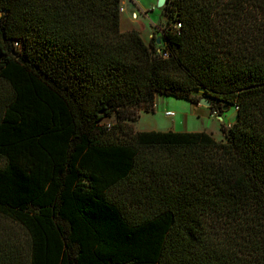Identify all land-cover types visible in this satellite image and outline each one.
Wrapping results in <instances>:
<instances>
[{
  "label": "trees",
  "instance_id": "obj_1",
  "mask_svg": "<svg viewBox=\"0 0 264 264\" xmlns=\"http://www.w3.org/2000/svg\"><path fill=\"white\" fill-rule=\"evenodd\" d=\"M122 3L0 0V264H264V0ZM197 90L224 140L135 130Z\"/></svg>",
  "mask_w": 264,
  "mask_h": 264
},
{
  "label": "rangeland",
  "instance_id": "obj_2",
  "mask_svg": "<svg viewBox=\"0 0 264 264\" xmlns=\"http://www.w3.org/2000/svg\"><path fill=\"white\" fill-rule=\"evenodd\" d=\"M127 0H123L124 9L127 8ZM144 4L149 5L153 12L152 16L157 22L165 21V17L162 14L161 8L155 3V0H141ZM136 14V17L134 15ZM144 16V15H143ZM140 15L139 20L143 18ZM128 17V12L123 13L122 18ZM134 18H137V13L133 14ZM150 20V19H149ZM195 95L201 98L210 99L204 94L202 90L194 92ZM174 112L175 115L167 116V111ZM236 107L230 106L229 110L223 114V119H219V116L211 108L202 105L200 103L195 104L182 98H177L171 95L158 94L156 99V105L154 110L150 112L142 111L138 121L135 123V127L144 131H168L173 130L177 132H201L206 131L211 133L218 140H224V134L221 130L222 123L230 125L236 120ZM115 121L114 117H108L105 122Z\"/></svg>",
  "mask_w": 264,
  "mask_h": 264
},
{
  "label": "crops",
  "instance_id": "obj_3",
  "mask_svg": "<svg viewBox=\"0 0 264 264\" xmlns=\"http://www.w3.org/2000/svg\"><path fill=\"white\" fill-rule=\"evenodd\" d=\"M126 2L127 8L123 10L122 15L128 12V17L127 19L121 17V29L123 31L137 29L141 32L146 42H149L155 33L159 35V37L163 35L160 25L165 23V21L161 22L162 20H159V22H157L152 16L153 10L149 5L144 4L141 0H127ZM157 2L158 0H155V3ZM134 13H137V18L133 17ZM140 15H144L142 21L139 20ZM134 128L136 131H144L137 129L135 126Z\"/></svg>",
  "mask_w": 264,
  "mask_h": 264
},
{
  "label": "water",
  "instance_id": "obj_4",
  "mask_svg": "<svg viewBox=\"0 0 264 264\" xmlns=\"http://www.w3.org/2000/svg\"><path fill=\"white\" fill-rule=\"evenodd\" d=\"M166 1H167V0H158V2H157V6H158L159 8H162V7L166 4ZM157 41H158V44H160V42H161V37H158ZM200 104L205 105V106H207V107H209V108L212 106V102H211V100H209V99H207V98H201V100H200ZM225 109L227 110L228 107H226ZM219 119L222 120L223 117L220 115V116H219Z\"/></svg>",
  "mask_w": 264,
  "mask_h": 264
},
{
  "label": "built area",
  "instance_id": "obj_5",
  "mask_svg": "<svg viewBox=\"0 0 264 264\" xmlns=\"http://www.w3.org/2000/svg\"><path fill=\"white\" fill-rule=\"evenodd\" d=\"M121 10H122V12H123V10H124V7L122 6V8H121ZM134 17H136V14L134 15ZM176 27L177 28H180L181 27V24L180 23H177V25H176ZM160 52H162L161 50H159ZM162 54H163V56H165V57H168L169 55H168V52H166V51H164V52H162ZM173 112L172 111H167L166 112V115L167 116H173Z\"/></svg>",
  "mask_w": 264,
  "mask_h": 264
},
{
  "label": "bare ground",
  "instance_id": "obj_6",
  "mask_svg": "<svg viewBox=\"0 0 264 264\" xmlns=\"http://www.w3.org/2000/svg\"><path fill=\"white\" fill-rule=\"evenodd\" d=\"M174 113V112H173ZM173 115H175V114H173Z\"/></svg>",
  "mask_w": 264,
  "mask_h": 264
}]
</instances>
